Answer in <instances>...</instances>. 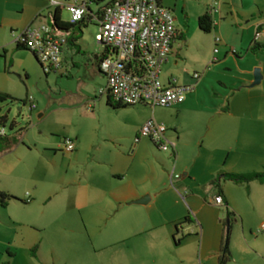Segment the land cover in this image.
Returning <instances> with one entry per match:
<instances>
[{"label":"crops","instance_id":"1","mask_svg":"<svg viewBox=\"0 0 264 264\" xmlns=\"http://www.w3.org/2000/svg\"><path fill=\"white\" fill-rule=\"evenodd\" d=\"M52 1L64 4L74 0ZM158 1L171 10L177 29L163 67L178 65L186 51L193 48L196 52L193 63L200 65L203 73L198 79L183 71L160 76L166 86L192 88L182 104L168 109L169 115L161 117L170 148L162 151L150 140L141 139L137 144L128 142L132 156L120 152L122 158L107 162L110 181L122 182L127 177L131 181L129 186L105 188L99 179L94 180L93 203L103 213L115 212L116 205L132 208L125 212L129 218L125 226L91 237L124 240L160 229L161 245L168 246L171 236L175 240V225L188 217L187 222L177 227L178 232H186L188 236L177 245H185L182 251L186 253L178 252L180 258L176 263L163 260V250L162 264H217L225 233L222 221L232 214L236 229L230 249L231 262L264 264V184H235L225 178L227 174H249L264 169V51L251 52L255 44L264 43V0ZM215 2L218 12L210 16L213 28L210 33L202 34L198 19L208 14ZM89 9L95 12L98 6L94 3ZM56 10L61 17L65 9L55 8L49 0H0V54L4 55L3 61L0 60V75H5L8 58L18 48L12 46V32L30 25H51ZM215 38H220V42L215 43ZM73 54L72 46L67 44L63 49L62 69L57 73H68L67 60ZM70 64L75 63L71 60ZM255 68L260 69L262 80L251 88ZM96 69L100 73L97 66ZM147 120L146 117L140 120L130 131V138L137 135ZM73 143L71 157L80 149L78 141ZM61 146L65 151L63 143ZM154 149L161 151V156ZM143 151L150 156L139 159ZM145 164L150 167L145 175H140L137 169ZM12 172L0 167V192L17 199L19 179ZM6 178L11 179L10 184L2 183ZM146 195L150 197L146 205H128ZM216 196L222 197L221 205L214 203ZM15 199L0 209H15L18 203ZM17 225V218L9 214L3 220L0 218L1 259L4 252L9 259L15 257L10 243L18 237ZM190 247H194L193 253Z\"/></svg>","mask_w":264,"mask_h":264},{"label":"rangeland","instance_id":"2","mask_svg":"<svg viewBox=\"0 0 264 264\" xmlns=\"http://www.w3.org/2000/svg\"><path fill=\"white\" fill-rule=\"evenodd\" d=\"M107 2L103 0L98 7ZM61 17L69 19L65 10ZM98 29L94 22L82 28L77 47H72L74 54L67 60L66 75L63 71L46 75L32 53L24 49L14 51L8 58L5 75H0V88L4 89L0 93L13 99L0 104V130H4L3 136L11 143V148L2 153L0 167L13 171L19 179L16 208L0 209L2 220L8 214L17 218L18 237L10 243L15 257L9 259L4 252L0 264H162L163 250V260L176 263L180 258L178 252L186 253L182 251L185 245H175L172 236L171 245H161L160 229L124 240L91 237L125 226L129 222L125 212L132 208L118 209L116 205L115 212H101L92 201L96 198L91 193L94 180L99 179L105 188L129 186V177L122 182L110 181L107 162L122 158L120 152L132 156L127 144L135 136L130 138V131L142 118H153L161 124V117L170 113V108L151 109L143 104L120 109L107 105V97L99 94L105 87L104 77L98 73L93 57L103 50L95 40ZM184 55L178 65L162 67L161 76L179 71L201 75L200 65L193 63L195 50L190 48ZM3 56L0 54L2 61ZM29 97L36 106L32 111ZM65 139L80 143L75 157L61 149ZM154 152L161 156V151ZM149 156L143 151L138 158ZM148 167L145 164L137 170L145 175ZM10 182L8 178L2 180L3 184ZM227 222V264H233L230 249L236 228L232 214L230 218L224 217V230ZM187 237L186 232L179 231L174 238L183 243ZM190 249L193 253L194 247Z\"/></svg>","mask_w":264,"mask_h":264},{"label":"built area","instance_id":"3","mask_svg":"<svg viewBox=\"0 0 264 264\" xmlns=\"http://www.w3.org/2000/svg\"><path fill=\"white\" fill-rule=\"evenodd\" d=\"M49 1L55 8H64L68 12L71 24L80 22L88 14L91 22L98 25L95 40L102 51H107L98 63V70L106 79L105 87L99 90L100 95L123 106L143 104L151 109L172 108L184 102L185 95L192 90L191 86H166L160 79L162 67L177 37V29L173 13L158 0H123L104 8L100 16L97 10L92 12L89 9L97 0H74L64 4ZM216 12L217 2L209 8L208 15ZM11 36L16 47L32 53L45 74L62 69L63 49L67 45L65 33L53 30L51 25L40 24L12 32ZM258 37L259 33H256L255 39ZM219 42L220 38H215V43ZM193 77L198 79L200 75L195 73ZM27 102L30 111L36 108L31 97ZM166 130L164 125L151 118L141 126L134 143L148 139L159 150L168 151L170 144L165 137ZM3 132L0 130V135ZM63 145L66 152L74 150L70 139H65ZM214 203L221 205L222 197L216 196Z\"/></svg>","mask_w":264,"mask_h":264},{"label":"trees","instance_id":"4","mask_svg":"<svg viewBox=\"0 0 264 264\" xmlns=\"http://www.w3.org/2000/svg\"><path fill=\"white\" fill-rule=\"evenodd\" d=\"M103 0H97L95 3L98 6L100 2ZM122 3L123 0H108L107 3H105L103 6L98 7L97 9V15L100 16L102 14V11L104 8L116 3ZM91 22V17L87 14L80 22L71 24L69 22H65L61 19L60 13L58 10L54 11L52 15V22H51V27L53 30L65 33L67 35V44H69L72 47H77V42L78 39L80 38V35L82 34V28L86 27L87 24ZM198 28L202 33L208 34L211 32L213 25H212V20L211 17L206 14L203 15L198 19ZM77 31V32H76ZM17 50H21L22 48H16ZM25 50V49H24ZM257 51H264V43L263 44H255L251 48V52H257ZM107 51H102L99 55L96 54L94 55V60L96 62V66L98 67V63L101 61L106 56ZM9 100H13L10 98L9 95L0 93V104H3ZM107 105L111 107L112 109H120L123 106L117 102H114L110 97H107ZM5 122L4 118L1 119V123L3 124ZM10 139L6 136L0 135V154L3 152H6L11 148L10 145ZM225 178L235 184H248L251 182H258L260 184H264V169L261 172H256V173H249V174H227L225 175ZM13 198L12 196L0 192V206L1 207H6L8 202ZM18 200V199H15ZM231 214H228V218H230ZM229 220V219H228ZM188 221V217H185L182 219L181 222L175 225V234L173 235V238L177 235L178 230L177 227L180 226L181 224L185 223ZM228 222L225 225V235L223 239V244L221 246L218 259H217V264H227L230 261V253L228 249V237H229V230L230 227L228 226ZM175 245H178L180 243V240H174Z\"/></svg>","mask_w":264,"mask_h":264},{"label":"water","instance_id":"5","mask_svg":"<svg viewBox=\"0 0 264 264\" xmlns=\"http://www.w3.org/2000/svg\"><path fill=\"white\" fill-rule=\"evenodd\" d=\"M262 80V74L260 72V69L259 68H256L254 69V72H253V82L250 84L249 87H255L257 85L260 84ZM150 200V197L148 195L146 196H143L137 200H134L132 202H130L128 205H146ZM122 205H119L118 206V209L121 208Z\"/></svg>","mask_w":264,"mask_h":264}]
</instances>
